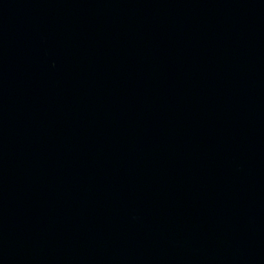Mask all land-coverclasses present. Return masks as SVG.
Segmentation results:
<instances>
[{"label":"water","instance_id":"1","mask_svg":"<svg viewBox=\"0 0 264 264\" xmlns=\"http://www.w3.org/2000/svg\"><path fill=\"white\" fill-rule=\"evenodd\" d=\"M0 264H264V0H0Z\"/></svg>","mask_w":264,"mask_h":264}]
</instances>
